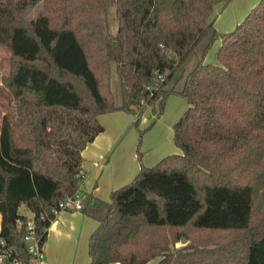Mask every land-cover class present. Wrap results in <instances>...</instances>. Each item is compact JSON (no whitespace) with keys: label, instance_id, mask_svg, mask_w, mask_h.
<instances>
[{"label":"trees","instance_id":"obj_1","mask_svg":"<svg viewBox=\"0 0 264 264\" xmlns=\"http://www.w3.org/2000/svg\"><path fill=\"white\" fill-rule=\"evenodd\" d=\"M37 1H0V43L11 51L0 237L13 256L32 264L23 204L45 243L54 209L83 191V150L105 131L101 114L159 100V116L177 93L189 103L175 125L180 152L141 161L109 199L83 198L79 209L98 221L87 264H264V0L222 34L211 17L228 0H48L28 19ZM217 39L218 62H206Z\"/></svg>","mask_w":264,"mask_h":264},{"label":"rangeland","instance_id":"obj_2","mask_svg":"<svg viewBox=\"0 0 264 264\" xmlns=\"http://www.w3.org/2000/svg\"><path fill=\"white\" fill-rule=\"evenodd\" d=\"M8 1V0H0ZM48 0H38L34 5L28 7L25 16L28 19L37 18L41 13L47 11ZM254 8V7H252ZM252 9L241 19V23L244 18L250 13ZM240 15V13L238 14ZM108 16L110 20V26L112 32H117L118 30V16L116 13V5L111 4L108 7ZM238 23V24H239ZM238 24H235L232 29H227L225 31H220V25H216V31L219 34L224 32L232 31L236 28ZM208 36L199 44L196 51L189 54L184 64L179 68L178 72L182 70L186 72L194 67L198 60V55L207 41ZM219 49V39H217L214 44L209 48L206 55V62L217 63L218 62V52ZM11 70V51L7 45L0 43V128L2 125V120L4 113L9 107V88L4 84L3 77L7 76ZM112 90L115 94L116 100L121 102V87L119 81V74L115 68L112 69ZM182 81L178 84L180 86ZM189 107L188 100L185 96L172 93L168 96L164 103V108L162 114L158 116L160 110V101L157 100L154 103H147L143 101L141 105L136 108V113L127 112L123 110L112 111L103 113L106 122L102 121L104 126H107L108 133H116L117 128H119L118 117L119 115H126L132 118L131 122L126 128L120 133L118 140L125 139L126 149L128 155L130 152L135 156L137 162L141 165V161L145 162L152 161L154 164L162 156L173 153L180 152V148L177 146L174 140L175 135V125L181 116L186 112ZM119 130V129H118ZM112 151L109 152L108 157L111 158ZM107 157L108 160H111ZM147 165V164H146ZM109 193L107 198L110 197ZM20 211L23 214L32 215L30 208L23 204L20 207ZM90 219L93 217L89 216ZM95 220V218L93 219ZM96 227V226H95ZM91 233L87 235L80 234V232H73L72 239H65L63 244L64 250L60 256V264H75L84 255L89 256V239ZM57 240L55 236L54 240ZM188 238L186 243L188 242ZM185 244L182 241L177 242V245Z\"/></svg>","mask_w":264,"mask_h":264},{"label":"crops","instance_id":"obj_3","mask_svg":"<svg viewBox=\"0 0 264 264\" xmlns=\"http://www.w3.org/2000/svg\"><path fill=\"white\" fill-rule=\"evenodd\" d=\"M260 1L228 0L219 3L215 7L211 17L215 22V28L216 25L217 27L220 25V31L232 29L229 27L238 24L248 11L253 9L252 7H255ZM239 13L240 15H238ZM119 116L118 122L119 126H121L117 128L116 133H108L107 126H105V131L101 132L83 150V198L86 195H92L98 198L109 199L107 198L109 193L129 183L140 170L141 165L137 162L135 156L131 152L129 155L127 153L125 139L118 140L120 133L127 127L132 118L126 115ZM99 118L101 122L107 121H105L106 118H104L103 114ZM112 150V156L109 158L108 154ZM107 157L111 160H108ZM145 163L151 165L153 162L148 161ZM93 219H90L79 208L62 210L48 228V236L44 243L46 252L44 264H60V256L64 250L63 244L65 243V239H68V237L72 239L73 232H80L81 235L82 233L85 235L92 233L98 225V221ZM55 236H57V240H54ZM89 261L90 255H84L75 264H87ZM110 264L118 263L112 262Z\"/></svg>","mask_w":264,"mask_h":264},{"label":"built area","instance_id":"obj_4","mask_svg":"<svg viewBox=\"0 0 264 264\" xmlns=\"http://www.w3.org/2000/svg\"><path fill=\"white\" fill-rule=\"evenodd\" d=\"M83 194L78 191L74 195L67 196L59 203V206L54 209L57 216L62 210L79 208L82 204ZM23 220L19 219L17 225H23ZM24 241L26 242L30 253L32 254V264H44L46 252L44 242L41 241L37 233V225L34 214L28 215L25 224ZM0 264H24L20 259L13 256L12 248L7 244L3 237H0Z\"/></svg>","mask_w":264,"mask_h":264},{"label":"water","instance_id":"obj_5","mask_svg":"<svg viewBox=\"0 0 264 264\" xmlns=\"http://www.w3.org/2000/svg\"><path fill=\"white\" fill-rule=\"evenodd\" d=\"M186 241H187V238H186V237H183V238H182V242H183V243H186Z\"/></svg>","mask_w":264,"mask_h":264}]
</instances>
